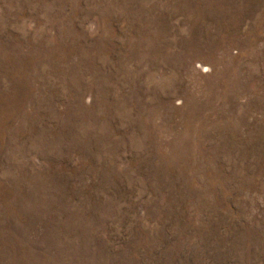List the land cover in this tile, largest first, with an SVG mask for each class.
<instances>
[{
  "label": "rangeland",
  "instance_id": "obj_1",
  "mask_svg": "<svg viewBox=\"0 0 264 264\" xmlns=\"http://www.w3.org/2000/svg\"><path fill=\"white\" fill-rule=\"evenodd\" d=\"M0 264H264V0H0Z\"/></svg>",
  "mask_w": 264,
  "mask_h": 264
}]
</instances>
